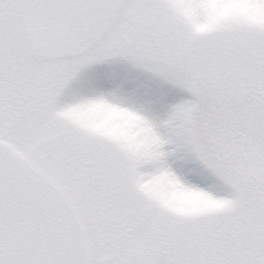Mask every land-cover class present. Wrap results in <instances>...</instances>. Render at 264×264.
Returning a JSON list of instances; mask_svg holds the SVG:
<instances>
[{"label": "snow or ice", "instance_id": "snow-or-ice-1", "mask_svg": "<svg viewBox=\"0 0 264 264\" xmlns=\"http://www.w3.org/2000/svg\"><path fill=\"white\" fill-rule=\"evenodd\" d=\"M0 264H264V0H0Z\"/></svg>", "mask_w": 264, "mask_h": 264}]
</instances>
